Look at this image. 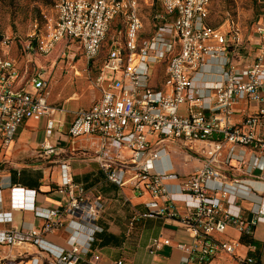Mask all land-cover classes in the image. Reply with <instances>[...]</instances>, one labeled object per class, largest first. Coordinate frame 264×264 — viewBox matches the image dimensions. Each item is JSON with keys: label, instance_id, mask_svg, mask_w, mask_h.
Instances as JSON below:
<instances>
[{"label": "built area", "instance_id": "2783aa9c", "mask_svg": "<svg viewBox=\"0 0 264 264\" xmlns=\"http://www.w3.org/2000/svg\"><path fill=\"white\" fill-rule=\"evenodd\" d=\"M151 1L146 30L140 0H60L53 30L37 46L27 45L29 58L23 64L0 53V143L13 141L26 120L60 109L49 101V70L35 57L57 49L58 58L70 57L72 50H81L88 66L100 60L94 83L101 95L77 110L70 135L102 138L97 157L111 182L123 185L126 172L132 170L147 180L144 187L138 182L136 189L169 200L164 206L136 211L131 223L155 215L178 219L193 236L187 260L198 264H213L221 254L233 256L234 264H261L253 234L264 223V186L256 190L226 171L247 177L261 172L258 179L264 182V20L249 38L253 60L242 62L240 28L234 22L227 31L211 25L212 0ZM162 57H168L164 77L156 83L155 69ZM33 61L37 67L30 72ZM47 126L54 128L55 121L49 119ZM177 145L195 152L200 163L172 191L165 180L177 172L158 171L155 163ZM44 149L42 154L57 152L53 146ZM61 191L69 196L65 207L38 212L56 218L44 231L31 228L22 236L0 231V243L11 246L18 240L48 254L45 260L32 256L30 264H97L90 251L104 231L98 220L105 201L89 198L68 164L62 165ZM178 199L188 209L183 217L174 204ZM244 199H253L248 215L239 204ZM65 215L80 223L85 239L77 238V230L69 247H53L41 235ZM11 219V212L0 213V220ZM229 228L249 242L217 239ZM169 242L155 239L149 250L153 253ZM242 243L249 248L247 255L236 253ZM115 264L125 262L119 259Z\"/></svg>", "mask_w": 264, "mask_h": 264}, {"label": "crops", "instance_id": "0c3cea01", "mask_svg": "<svg viewBox=\"0 0 264 264\" xmlns=\"http://www.w3.org/2000/svg\"><path fill=\"white\" fill-rule=\"evenodd\" d=\"M55 63L52 65V69ZM48 75V83L50 81ZM92 97L63 99L53 94L49 101L58 109L51 116L40 119H28L9 144L0 143V213L11 212V220H0V231L16 233L22 236L31 228L44 231V227L56 218L48 219L38 212L48 208H63L69 202V196L62 192V165L68 164L76 183L83 184L89 198L101 197L105 201L98 223L104 231L97 234L90 256L97 264H115L122 259L125 264H198L187 260L193 243V236L178 219L155 215L141 218L131 223L133 214L138 210L157 208L169 202L165 196H153L147 190L136 189L139 182L146 186L147 180L128 170L123 185L111 182L103 163L98 159L103 140L96 135H70V126L79 108L89 107L97 100L101 91L96 87ZM53 119L55 126L49 129L48 120ZM44 146H53L57 152L42 154ZM199 147V146H198ZM41 152V153H40ZM116 155V154H115ZM114 160H117L115 158ZM129 161H131L129 159ZM200 163L195 152L181 146H173L155 163V169L164 171L174 169L177 176L166 179L172 191L182 183ZM228 175L244 178L245 182L256 190H261L263 173L255 176H241L237 171H226ZM214 185V183H211ZM179 215H187L188 209L182 200L174 201ZM246 215L253 205V199L239 201ZM81 241L85 239V229L76 220L64 216L62 222L43 236L53 247H69L75 242V233ZM170 239L155 252L149 245L155 239ZM258 245L260 263L264 264V223H260L253 234ZM217 239H242L234 229L218 234ZM237 254L247 255L249 248L242 243L236 249ZM32 256L44 260L48 256L37 246L18 240L10 245L0 243V260L9 264H30ZM213 264H234V257L221 254Z\"/></svg>", "mask_w": 264, "mask_h": 264}, {"label": "rangeland", "instance_id": "374dc122", "mask_svg": "<svg viewBox=\"0 0 264 264\" xmlns=\"http://www.w3.org/2000/svg\"><path fill=\"white\" fill-rule=\"evenodd\" d=\"M59 1L0 0V53L9 55L23 64L29 58L27 45L37 46L40 40L47 39L53 30ZM140 2L146 15L144 28L149 30L151 12L149 4L152 1L140 0ZM209 15L211 25L221 26L227 31L228 25L234 22L240 28L244 44L240 48L239 60L252 61L254 45L250 43L249 38L254 37V29L258 21L264 20V0H212ZM59 52V49L55 51V57H35L51 74L48 83L50 96L56 94L63 99L95 96L97 89L94 82L100 60L88 66L81 50L71 51V56L76 53L74 59L71 56L58 58ZM167 58L162 57L156 66L154 74L156 83L164 77L163 68ZM30 65L32 72L37 64L33 61ZM123 152L130 157L129 148L124 147Z\"/></svg>", "mask_w": 264, "mask_h": 264}, {"label": "trees", "instance_id": "16d2710c", "mask_svg": "<svg viewBox=\"0 0 264 264\" xmlns=\"http://www.w3.org/2000/svg\"><path fill=\"white\" fill-rule=\"evenodd\" d=\"M55 51H56V50H55ZM55 51L52 52L51 54H49L48 56L55 57ZM43 57H47V56H43ZM242 241L245 242V243H247V242H249V238L246 237V236H243V237H242Z\"/></svg>", "mask_w": 264, "mask_h": 264}]
</instances>
